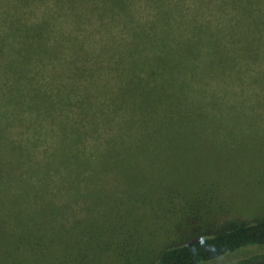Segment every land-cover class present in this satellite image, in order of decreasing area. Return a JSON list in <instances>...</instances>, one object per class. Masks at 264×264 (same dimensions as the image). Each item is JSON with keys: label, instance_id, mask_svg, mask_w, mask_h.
Here are the masks:
<instances>
[{"label": "trees", "instance_id": "obj_1", "mask_svg": "<svg viewBox=\"0 0 264 264\" xmlns=\"http://www.w3.org/2000/svg\"><path fill=\"white\" fill-rule=\"evenodd\" d=\"M0 5V176L12 197L19 173L65 193L69 175L90 171L80 161L134 156L114 145L143 128L141 113L264 111V0ZM260 249L264 217L167 246L152 264ZM234 264H264V255Z\"/></svg>", "mask_w": 264, "mask_h": 264}, {"label": "rangeland", "instance_id": "obj_2", "mask_svg": "<svg viewBox=\"0 0 264 264\" xmlns=\"http://www.w3.org/2000/svg\"><path fill=\"white\" fill-rule=\"evenodd\" d=\"M140 116L143 128L114 145L134 156L80 161L90 171L69 175L65 193H44L19 173L12 197L0 176V264H152L167 246L264 217V111ZM259 255L264 249L202 264Z\"/></svg>", "mask_w": 264, "mask_h": 264}]
</instances>
